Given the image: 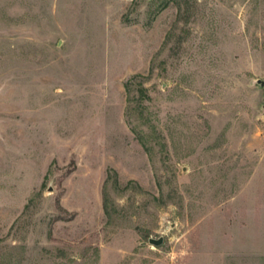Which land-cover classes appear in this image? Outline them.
I'll list each match as a JSON object with an SVG mask.
<instances>
[{
  "label": "rangeland",
  "instance_id": "rangeland-1",
  "mask_svg": "<svg viewBox=\"0 0 264 264\" xmlns=\"http://www.w3.org/2000/svg\"><path fill=\"white\" fill-rule=\"evenodd\" d=\"M256 79L264 0H0V264H264Z\"/></svg>",
  "mask_w": 264,
  "mask_h": 264
},
{
  "label": "water",
  "instance_id": "water-1",
  "mask_svg": "<svg viewBox=\"0 0 264 264\" xmlns=\"http://www.w3.org/2000/svg\"><path fill=\"white\" fill-rule=\"evenodd\" d=\"M255 82L264 89V79H256ZM263 108H264V105H263ZM162 241H163L162 237H158V238L149 237L148 238V243L155 245V246L160 245ZM142 243L145 244L146 242H142Z\"/></svg>",
  "mask_w": 264,
  "mask_h": 264
}]
</instances>
